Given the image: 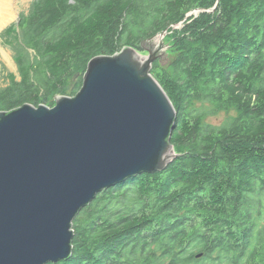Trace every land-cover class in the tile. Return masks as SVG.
Listing matches in <instances>:
<instances>
[{"label": "trees", "instance_id": "1", "mask_svg": "<svg viewBox=\"0 0 264 264\" xmlns=\"http://www.w3.org/2000/svg\"><path fill=\"white\" fill-rule=\"evenodd\" d=\"M165 30L175 54L152 74L177 110L178 155L98 193L74 219L72 256L47 264H264V0H34L5 30L20 78L0 110L54 106L92 57Z\"/></svg>", "mask_w": 264, "mask_h": 264}, {"label": "water", "instance_id": "2", "mask_svg": "<svg viewBox=\"0 0 264 264\" xmlns=\"http://www.w3.org/2000/svg\"><path fill=\"white\" fill-rule=\"evenodd\" d=\"M166 33L142 40L146 53L92 57L80 90L54 106L0 110V264L70 258L74 219L98 193L178 155L177 110L152 74L170 61Z\"/></svg>", "mask_w": 264, "mask_h": 264}, {"label": "rangeland", "instance_id": "3", "mask_svg": "<svg viewBox=\"0 0 264 264\" xmlns=\"http://www.w3.org/2000/svg\"><path fill=\"white\" fill-rule=\"evenodd\" d=\"M33 1L34 0H9L10 9H11L10 12L12 16L0 26V88L6 87L9 84L10 73H14L18 76V78H20L18 71V63L15 61L16 50L11 45V41L9 40L8 36L5 34V30L9 25L13 23L17 24L20 15L29 13ZM198 11H200V9H196L190 14L192 13L196 14ZM179 25L180 24L174 25L173 28H181L182 26ZM168 33L169 31H167V33L165 34L166 38L168 37L167 36ZM159 34H162V32ZM30 52H33V50H30ZM142 52L146 53L143 50ZM168 52L170 54V57L173 58L175 52L172 49ZM157 61L160 63V59H158ZM66 95H71V94H66ZM210 105L211 104H208L207 106ZM236 113L237 112L233 109L230 111H219L217 113L208 112L206 117V122L212 125L223 124L230 116L236 115Z\"/></svg>", "mask_w": 264, "mask_h": 264}, {"label": "bare ground", "instance_id": "4", "mask_svg": "<svg viewBox=\"0 0 264 264\" xmlns=\"http://www.w3.org/2000/svg\"><path fill=\"white\" fill-rule=\"evenodd\" d=\"M10 11L9 0H0V26L12 16Z\"/></svg>", "mask_w": 264, "mask_h": 264}]
</instances>
